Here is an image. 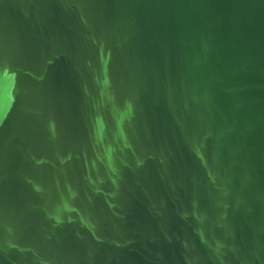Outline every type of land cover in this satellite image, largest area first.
<instances>
[{
    "label": "water",
    "instance_id": "1",
    "mask_svg": "<svg viewBox=\"0 0 264 264\" xmlns=\"http://www.w3.org/2000/svg\"><path fill=\"white\" fill-rule=\"evenodd\" d=\"M0 264H264V0H0Z\"/></svg>",
    "mask_w": 264,
    "mask_h": 264
}]
</instances>
